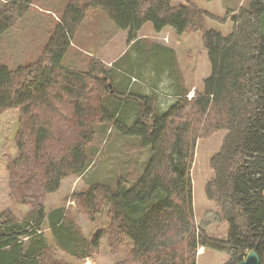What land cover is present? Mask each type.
Instances as JSON below:
<instances>
[{
    "label": "trees",
    "instance_id": "1",
    "mask_svg": "<svg viewBox=\"0 0 264 264\" xmlns=\"http://www.w3.org/2000/svg\"><path fill=\"white\" fill-rule=\"evenodd\" d=\"M232 1L222 2L234 23L223 34L206 26L218 17L192 3L71 0L38 61L17 70L0 66V118L19 111L17 154L7 165L10 197L29 206L24 219L11 210L0 213V264H70L56 249L85 259L99 252L107 234L115 253L127 241V257L116 264H197L199 246L226 252L225 264L256 250L264 264V0ZM20 3L0 9V35L12 26ZM89 9L105 11L128 30L131 44L148 22L156 32L168 26L178 34L201 31L211 65L204 90L189 98L174 49L144 39L111 68L66 66L75 26ZM109 127L121 138H138L150 157L134 181L119 178L102 184V192L94 184L80 195L92 217L101 204L110 213L106 229L88 239L64 207L48 212L43 202L65 177L85 173L93 140ZM219 130L227 135L211 158L214 177L205 196L227 223L224 239L197 225L191 171L198 139ZM43 227L47 233L38 232Z\"/></svg>",
    "mask_w": 264,
    "mask_h": 264
},
{
    "label": "rangeland",
    "instance_id": "2",
    "mask_svg": "<svg viewBox=\"0 0 264 264\" xmlns=\"http://www.w3.org/2000/svg\"><path fill=\"white\" fill-rule=\"evenodd\" d=\"M20 1L19 10L13 15L15 20L12 26L0 35V66L6 65L11 70H17L20 66L34 63L40 59L51 38L50 35L59 25L63 24L65 9L71 2V0ZM170 1L174 6L192 3L218 17L208 18L207 28L215 29L223 34H229L233 30L234 23L230 16H225L227 8L226 4L222 3L223 0ZM238 1L233 0L231 3H239ZM243 1L240 0V4ZM13 2L16 0H0V9ZM110 19L103 10L89 9L85 17L75 26L63 63L81 72L89 71L91 63H103L111 68L113 63L124 54L125 48L129 44V34L126 30L119 29ZM144 26H146L143 28L144 30L138 31L139 35H143L144 41L152 43L163 39L168 44L175 45L179 69L183 73L184 81L190 85L189 96L195 95L196 91H203V80L211 72L210 61L204 48V42H202L203 33L195 30L178 34L176 29L169 26L161 32H155L152 23L148 22ZM124 32L127 33V38ZM132 54L135 56L137 52L133 51ZM169 99L175 98L172 96ZM64 112L65 115L71 114L69 109ZM18 113L17 109L12 108L4 111L0 118V213L11 210L17 219H24L28 215L29 206L16 204L10 197L7 166L17 154L15 138L19 129ZM64 129L66 127L61 126L60 131ZM226 135L227 131L219 130L212 136L200 137L195 144L196 149L191 170L197 225H202L206 234L223 239L227 237V223L221 221L216 205L205 195L207 182L214 177L211 158L221 149ZM137 139L135 137L121 138L111 127L105 132L100 130L91 144L93 147L92 161L85 173L71 174L65 177L56 191L46 194L43 203L48 209L55 206L64 207L68 217L75 218L76 226L88 239L92 238L101 228L106 229L110 222L108 207L101 204L102 211L94 218L79 204L80 195L93 189L90 187L94 184L99 188L98 192H102V184L115 185L119 178L134 181L137 176L141 175L147 159L150 157V151L139 147V139ZM43 228L45 232H48L47 227ZM108 235L102 237L99 252L94 256L79 259L66 252L63 253L60 249H56L54 253H57L59 259L70 264H116L127 257V241L119 245L118 253H115L113 250L116 242ZM111 241L114 243L113 247ZM212 253L217 256L222 255L218 252ZM224 253L227 255L226 252ZM200 264H212V261H200Z\"/></svg>",
    "mask_w": 264,
    "mask_h": 264
},
{
    "label": "crops",
    "instance_id": "3",
    "mask_svg": "<svg viewBox=\"0 0 264 264\" xmlns=\"http://www.w3.org/2000/svg\"><path fill=\"white\" fill-rule=\"evenodd\" d=\"M148 24V23H147ZM146 25V24H145ZM146 26H143L142 27V29L143 28H145ZM141 29V30H142ZM140 30V31H141ZM144 30V29H143ZM126 32L128 33L129 31L128 30H126ZM126 32H124V33H126ZM156 32V31H155ZM127 33H126V38H127ZM139 33V32H138ZM129 34V33H128ZM143 38V35L141 36V35H139L138 34V39L137 40H141ZM137 40H134L133 42H132V44H134ZM157 44H161V45H163V46H167V47H170V48H172V49H174V51L176 52V54H177V50L175 49V45L174 44H168L167 42H165L163 39H160V40H158V41H155ZM132 44L131 43H129L127 46H126V48H125V52H124V54L131 48V46H132ZM140 45L141 46H143L144 48H147L146 47V45L144 44V43H140ZM172 46V47H171ZM129 48V49H128ZM123 54V55H124ZM123 55H121L120 57H122ZM177 56V55H176ZM178 57V56H177ZM116 60V59H115ZM114 60V61H115ZM137 79L135 78V77H133V81H136ZM185 85H186V87L188 88V89H190V85H188L186 82H185ZM191 87H193V86H191ZM189 92H190V90H189ZM160 95H165V96H167V94L166 93H161ZM169 97H171V96H169ZM171 100H173V99H171ZM55 208H59V206H55V207H53V208H47V210H48V212H50L51 210H53V209H55ZM212 252H218V253H220V254H222V255H216L215 253H212ZM228 258V256L224 253V252H220V251H218V250H212V249H207V248H205V247H201V248H199V250H198V256H197V264H200V261L201 262H210V260L212 261V264L214 263V262H217L216 264H225L226 263V261L228 260L227 259ZM210 259V260H209Z\"/></svg>",
    "mask_w": 264,
    "mask_h": 264
},
{
    "label": "water",
    "instance_id": "4",
    "mask_svg": "<svg viewBox=\"0 0 264 264\" xmlns=\"http://www.w3.org/2000/svg\"><path fill=\"white\" fill-rule=\"evenodd\" d=\"M256 250H252L245 259L236 264H261V257Z\"/></svg>",
    "mask_w": 264,
    "mask_h": 264
},
{
    "label": "built area",
    "instance_id": "5",
    "mask_svg": "<svg viewBox=\"0 0 264 264\" xmlns=\"http://www.w3.org/2000/svg\"><path fill=\"white\" fill-rule=\"evenodd\" d=\"M193 95H190L189 97H192ZM38 232H41V230H38Z\"/></svg>",
    "mask_w": 264,
    "mask_h": 264
}]
</instances>
